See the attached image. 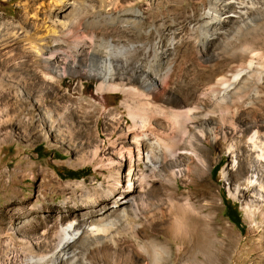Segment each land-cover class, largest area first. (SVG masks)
I'll return each instance as SVG.
<instances>
[{
  "label": "bare ground",
  "instance_id": "6f19581e",
  "mask_svg": "<svg viewBox=\"0 0 264 264\" xmlns=\"http://www.w3.org/2000/svg\"><path fill=\"white\" fill-rule=\"evenodd\" d=\"M45 1L48 11L43 19L17 26L0 24V50L10 44L15 50L7 56V52L4 53L2 59L0 56V89L11 88L17 99L19 79L14 71L22 44L34 70H38L34 78L47 83L50 92L55 93L60 79L68 75L95 80L96 90L101 95L120 92L123 98L119 106L127 111L133 126L138 124V127L119 135L134 147L136 156L129 160L126 171L128 193L117 195L113 210L103 207L91 216L84 215L77 222L68 221L51 231L43 230L46 219H34V224L43 228V232L37 238L30 237L26 250L21 252V264H94L88 260L87 250L107 243L115 248L123 233L134 240L142 255L145 254L148 247L140 239L138 221L143 214L153 216L161 207L154 204L149 214L151 204L146 203L143 196H151L157 190L162 192L176 184L178 176L202 179L207 168L205 151L210 150L212 144H226L224 151L233 163L236 149L241 152L242 160L235 165L239 174L246 176L241 182L246 186L235 188L236 196L239 197V191L242 197L250 198L256 196L250 192L263 193L264 132L260 130L264 126L256 124L264 125V118H248L249 107L258 97L255 85L261 84L264 78L258 63L259 51L263 50L264 54V34L261 33L264 23L259 25L248 17L259 12L254 0H202L198 18L190 14L185 25L174 17L179 0L155 4L149 1L144 3L146 9L133 8V4L122 6L126 0ZM28 3L23 0L21 6L25 18L33 19L36 16L27 12L30 7L26 10ZM177 57H181L183 69L176 65ZM153 64L160 65L161 69L155 71ZM187 70L194 72L190 79L185 75ZM247 81L251 83L249 88L245 85ZM5 97L0 91V100ZM53 98L58 99L56 95ZM73 102L77 112L87 115L82 98ZM117 110L107 111L109 122L120 123ZM231 118L245 128H233ZM57 119L58 116L52 115L47 122L53 131L60 132L63 125L58 124ZM209 123L214 126L205 130L204 126ZM251 123L257 128L254 132V129L249 130ZM11 126H0V131H5L0 134L3 141L9 140L6 129ZM189 129L192 130L190 137ZM229 130L234 131L232 135L237 141L228 137ZM203 137L211 140L204 148L200 145ZM70 141L73 143L72 138ZM91 156H95V152ZM180 156L184 158L181 162L177 159ZM161 170L166 175H162ZM2 178L0 174V186ZM115 178L118 181V174ZM157 184L158 189L154 190ZM259 195L255 200L262 198ZM174 196L171 193L168 202L181 210ZM216 209L215 201L210 200L200 211L183 213L182 210L183 218L175 217L171 226L166 227L169 229L165 236L179 244L203 247L206 263L220 264L225 257L221 242L209 239L211 214ZM195 226H201L198 234ZM221 232L223 236V228ZM155 249L162 250L161 247ZM151 251L152 259L158 260L160 254ZM164 253L170 257L169 250ZM112 258L103 255L101 262L117 263ZM150 263L156 262L151 260Z\"/></svg>",
  "mask_w": 264,
  "mask_h": 264
},
{
  "label": "rangeland",
  "instance_id": "374dc122",
  "mask_svg": "<svg viewBox=\"0 0 264 264\" xmlns=\"http://www.w3.org/2000/svg\"><path fill=\"white\" fill-rule=\"evenodd\" d=\"M22 1L0 0V24L17 26L23 25V22L29 24L37 22L46 17L48 7L45 0H38L37 3H35L36 0H27L30 3L26 8L27 10L30 7L27 12L37 17L33 19L25 18ZM149 1L155 4L166 3L168 0H126L122 6L133 4V8L146 9L144 3ZM254 1L260 8L259 12L254 16L249 14L248 17L258 21L260 25L264 23V9H262L264 1ZM177 3H180V6L175 10L174 17L183 25L190 20L191 15L198 18L203 8L202 0H179ZM261 33L264 34V32ZM21 45L15 60L17 68L14 71L19 79L16 86L19 90L17 99L11 88L0 89L6 94V97L0 100V126L12 125L11 128L6 129L10 136L9 140L3 141V136L0 135V174L3 176L0 186V264H21L22 253L27 248L28 240L32 237L37 238L43 230H54L58 225L68 221L77 222L82 216H91L103 207L113 210L115 208L113 201L117 195L124 191L125 194L128 193H126L128 190L126 171L129 160H134L136 156L134 147L119 135V132L138 127V124L133 126L127 111L119 106L123 98L120 92L101 95L96 90L95 80L70 75L60 79L59 88L55 93L50 92L47 83L34 78L38 70H34L28 52L26 53ZM13 49V45L10 44L4 50H0L1 59L6 52L5 56L13 54L15 52ZM212 49L211 47L210 51ZM259 52L258 63L262 66L263 78L264 54L263 50ZM176 65L180 69L185 67L181 57H177ZM153 68L159 71L161 66L153 64ZM185 75L190 79L194 76V72L187 70ZM247 82L248 84L245 83V85L249 88L251 83ZM255 89L258 97L249 107L250 120L264 118V78L261 84L255 85ZM248 91L250 95L253 94L252 90ZM54 95L58 99L53 98ZM63 95L66 96L65 99H60ZM78 97L84 100L83 106L87 108V115L83 114V116L77 112L75 105H72ZM114 109H118L120 123L109 122L107 118V111ZM52 115L58 116V124L63 125L60 132H55L49 127L47 118ZM234 119H229L232 120L233 128L236 130L245 128ZM211 126L214 124H206L204 128L207 130ZM254 126L253 123L248 124L249 130L254 129ZM256 126L264 125L259 123ZM190 130H188L189 137L192 135ZM255 130L257 128L253 132ZM4 132L2 130L0 134ZM232 132L234 131H228V137L237 141ZM260 132H264V128ZM210 142V139L203 137L200 145L204 148V145ZM222 143L212 144L210 150L205 151L204 159L207 161V168L202 179L194 176L189 178L178 176L176 184H171L162 192H158L157 184L153 187L157 190L155 194L143 196V200L151 204L150 209L156 203L161 207V211L154 213L153 216L143 214L138 221L140 239L148 247L145 254L142 255L134 240L123 233L115 248L107 243L87 250L88 260L94 264H104L103 261L101 262V257L107 255L113 257L114 262H117L115 264H119L121 260L123 261L120 264H151V260L152 263L156 262L155 264H207L203 247L199 245L193 247L188 243L179 244L167 238L165 234L169 229L166 227L171 226L175 217L181 219L185 212L200 211L211 200L215 201L217 209L211 214L209 239L221 242L225 257L220 264H264V190L263 193L260 191L249 193L256 195L254 197L260 194L259 196L262 197H259L260 200H255L254 197H242L241 191H239V197L236 196L235 188L246 186L241 183L246 176L239 174L237 164L235 165L237 161L240 163L242 160L241 152L236 149L237 157L233 163L231 156L224 151L226 144ZM94 152L95 156H91ZM177 159L180 162L184 160L182 156ZM54 168H57L59 173ZM84 169H88V172L83 176L68 177L60 174L64 170ZM160 172L166 175L164 170ZM116 174H118V181L115 178ZM171 193H174V201L180 204L181 210L175 204L171 203V205L168 202ZM225 205L229 206L232 212L233 208H236L234 211L239 216V225H234L225 217ZM150 209L147 211L149 214L152 213ZM47 217H49L48 220ZM36 218L46 219L45 229L34 224ZM182 221L184 223V219ZM195 227L194 230L198 234L202 230L201 226ZM222 228L225 231L223 236ZM199 229L201 230L198 231ZM156 247H161L162 250L155 249ZM214 249L216 248L213 247ZM151 250L160 254L158 260L152 259ZM168 250L170 257L164 253Z\"/></svg>",
  "mask_w": 264,
  "mask_h": 264
},
{
  "label": "trees",
  "instance_id": "16d2710c",
  "mask_svg": "<svg viewBox=\"0 0 264 264\" xmlns=\"http://www.w3.org/2000/svg\"><path fill=\"white\" fill-rule=\"evenodd\" d=\"M37 153V152H36ZM38 154V153H37ZM53 156L55 154H52ZM54 170L59 173V170L57 168H54ZM88 172V169H84V170H78V171H61L60 174L61 175H65V176H83L85 173ZM230 207L225 205V209H224V214L225 217L229 220V222L233 223L234 225H239L238 221H239V216L238 214L234 211L236 208H233V212L229 210ZM233 215V216H232Z\"/></svg>",
  "mask_w": 264,
  "mask_h": 264
}]
</instances>
